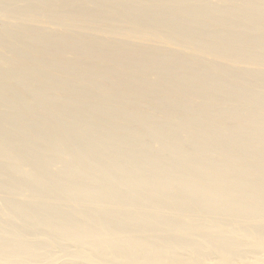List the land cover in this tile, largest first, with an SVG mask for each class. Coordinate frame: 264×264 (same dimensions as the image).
<instances>
[{
    "label": "bare ground",
    "instance_id": "6f19581e",
    "mask_svg": "<svg viewBox=\"0 0 264 264\" xmlns=\"http://www.w3.org/2000/svg\"><path fill=\"white\" fill-rule=\"evenodd\" d=\"M0 264H264V0H0Z\"/></svg>",
    "mask_w": 264,
    "mask_h": 264
}]
</instances>
